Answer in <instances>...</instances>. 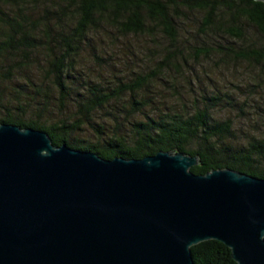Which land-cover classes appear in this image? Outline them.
I'll use <instances>...</instances> for the list:
<instances>
[{
  "label": "trees",
  "instance_id": "16d2710c",
  "mask_svg": "<svg viewBox=\"0 0 264 264\" xmlns=\"http://www.w3.org/2000/svg\"><path fill=\"white\" fill-rule=\"evenodd\" d=\"M181 7L199 9V31H210L213 38L208 49L198 46L194 54L260 69L254 71L252 79L264 83L262 0H0V121L43 129L52 143L65 142L102 157H141L158 149H173L197 155L198 162L189 167L193 173L230 168L264 177V136L235 127L230 116L214 114L212 108L224 97L219 89L194 96L190 111L164 102L161 108L159 98L151 97L155 81L161 79L169 86L176 83ZM98 26L124 34L144 33L151 40L162 37L165 43L160 47H165L155 60L156 67L109 87L79 75L78 52ZM248 27L261 38L258 44L247 40ZM215 30L223 41L214 40L211 32ZM38 50L46 81H36L30 73L24 82L28 85L30 81L33 92L42 93V104L32 103L33 92H28V86L25 93L32 94L28 99L7 97L1 82L13 79L15 71L28 63L37 66L40 60L34 54ZM53 97L56 101L70 100L75 116L51 117L46 106ZM102 107H106L105 116L111 118L113 126L101 117L91 123L97 133L93 139L77 137L81 125L91 122L90 114ZM259 113L262 117L264 110ZM189 250L194 264H235L230 250L216 240L198 242Z\"/></svg>",
  "mask_w": 264,
  "mask_h": 264
},
{
  "label": "water",
  "instance_id": "95a60500",
  "mask_svg": "<svg viewBox=\"0 0 264 264\" xmlns=\"http://www.w3.org/2000/svg\"><path fill=\"white\" fill-rule=\"evenodd\" d=\"M197 162L102 157L0 121V264H194L189 247L209 239L264 264V177Z\"/></svg>",
  "mask_w": 264,
  "mask_h": 264
},
{
  "label": "rangeland",
  "instance_id": "374dc122",
  "mask_svg": "<svg viewBox=\"0 0 264 264\" xmlns=\"http://www.w3.org/2000/svg\"><path fill=\"white\" fill-rule=\"evenodd\" d=\"M179 14L177 23L180 39L177 44L176 83L174 86H169L161 79L155 81L151 97L159 98L158 103L161 108L165 107L163 104L166 103L168 106L177 107V110L190 111L191 99L194 96L209 94L219 89L220 95L224 97L212 108L214 114L217 117L230 116L234 119L235 127L243 126V129L249 130V133L257 137L264 136V115L261 117L259 113L264 110V83L260 78L262 83L256 82L258 80L256 77L252 79L254 71L260 69L244 63H220L212 59H203L204 56L200 53L194 54L198 46L208 49V44L213 38L209 35L210 31L207 32L208 34L199 31L198 20L201 16L199 9L181 7ZM98 28L95 33L88 36V41L78 52L77 63L81 69L79 75L99 80L101 85L109 87L114 86L120 80L135 79L138 73L153 70L156 67L155 60L162 54L165 47H160L165 43L162 37L157 36L151 40L144 33L127 32L124 34L109 26H98ZM211 29L208 28V30ZM218 32L217 30L211 32L214 40L223 41L224 39L217 34ZM247 35V40L251 43L258 44L261 41L251 27H248ZM34 56L40 60L37 66L36 63L31 62L19 67L20 71H15L13 79L1 82L3 86L1 91L10 98L28 99L33 94L31 101L39 106L43 101L42 93L33 92L29 86L30 81L28 85L24 82L30 73L36 81H46L40 70L42 58H40L39 50ZM12 64L16 65V62ZM38 69L39 73H37ZM27 86L28 92H33L30 95L26 94ZM20 91L22 96L18 95ZM52 93L53 91L47 95ZM175 95H177V101H175ZM50 100L51 102L49 101L46 107L50 108L51 117L67 116L72 119L75 116L70 100L56 101L54 97ZM104 110L106 107L90 114L91 122H84L81 125L82 130L77 133V137L84 136L93 139L97 133L91 123L99 122L101 117L106 118V125H112L111 118L108 115L105 116Z\"/></svg>",
  "mask_w": 264,
  "mask_h": 264
}]
</instances>
